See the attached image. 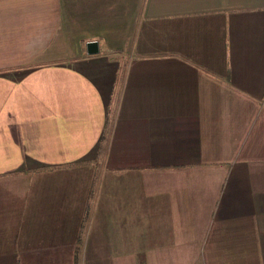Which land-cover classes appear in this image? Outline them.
<instances>
[{
  "label": "crops",
  "instance_id": "0c3cea01",
  "mask_svg": "<svg viewBox=\"0 0 264 264\" xmlns=\"http://www.w3.org/2000/svg\"><path fill=\"white\" fill-rule=\"evenodd\" d=\"M0 264H264V0H0Z\"/></svg>",
  "mask_w": 264,
  "mask_h": 264
},
{
  "label": "water",
  "instance_id": "95a60500",
  "mask_svg": "<svg viewBox=\"0 0 264 264\" xmlns=\"http://www.w3.org/2000/svg\"><path fill=\"white\" fill-rule=\"evenodd\" d=\"M97 46L95 42H88L86 43V51L87 53H94L96 52Z\"/></svg>",
  "mask_w": 264,
  "mask_h": 264
},
{
  "label": "rangeland",
  "instance_id": "374dc122",
  "mask_svg": "<svg viewBox=\"0 0 264 264\" xmlns=\"http://www.w3.org/2000/svg\"><path fill=\"white\" fill-rule=\"evenodd\" d=\"M89 157H90V155H89ZM89 157H87V159H88Z\"/></svg>",
  "mask_w": 264,
  "mask_h": 264
}]
</instances>
